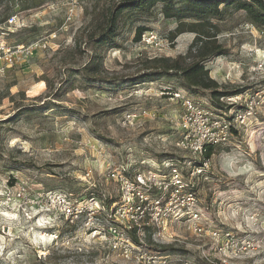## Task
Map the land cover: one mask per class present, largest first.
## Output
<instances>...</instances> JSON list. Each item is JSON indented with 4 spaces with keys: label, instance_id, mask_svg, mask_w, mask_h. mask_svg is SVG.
<instances>
[{
    "label": "rangeland",
    "instance_id": "374dc122",
    "mask_svg": "<svg viewBox=\"0 0 264 264\" xmlns=\"http://www.w3.org/2000/svg\"><path fill=\"white\" fill-rule=\"evenodd\" d=\"M118 1L0 0V42L11 48L37 40L49 44L13 66L3 65L0 74V264H159L162 256H169L170 264H213L205 256L217 263L218 255L204 254L207 248L182 228L177 229L181 242L171 245L147 234L140 262L125 261L87 235L85 222L62 221L50 230L45 207L31 208L34 204L15 197L16 183L25 182L26 199L60 191L95 196L111 207L118 191L105 179L108 166L143 171L164 161L178 165L194 183L215 226L255 242L256 250L242 264H264V28L251 23L245 11L216 21L228 55L206 68L220 91L232 94L218 110L209 92L186 91L175 77L132 81L150 72L156 58L185 55L195 38L184 33L171 41L178 22L164 17L162 4L151 14L126 16L112 48L93 41ZM14 14L18 25L7 26ZM138 26L146 31L137 42ZM95 62L98 72L90 73ZM175 93L220 116L257 98L249 124L213 147L205 176H193L201 157L176 147L183 101ZM101 219L107 224L104 215Z\"/></svg>",
    "mask_w": 264,
    "mask_h": 264
},
{
    "label": "built area",
    "instance_id": "2783aa9c",
    "mask_svg": "<svg viewBox=\"0 0 264 264\" xmlns=\"http://www.w3.org/2000/svg\"><path fill=\"white\" fill-rule=\"evenodd\" d=\"M19 21L18 14H14L6 24L15 27ZM148 36L156 38L152 34ZM48 47L47 40L13 48L1 41L0 74L3 73V65L13 66L18 60L32 56L37 49ZM174 96L183 101L179 125L181 136L176 147L201 157L193 176H205L211 165V158H205L208 148L225 145L236 131L249 124L257 110V98L253 96L245 106L229 116H220L189 96L181 97L180 93ZM221 100L224 102L225 98ZM105 179L114 183L118 191V199L111 207L95 196L81 198L60 191L47 192L41 200L26 199L28 188L25 182L16 183L15 197L26 205L34 204L31 208L45 207L47 221L52 225L50 230L56 229L62 221L71 225L85 222L87 235L101 239L114 253L129 262H140L143 258L147 234H151L158 244L171 245L181 242L177 232L179 228L185 229L195 242L207 248L204 254L214 252L218 255L217 263L205 256L213 264H242L249 252L256 250L255 242L249 237L221 229L209 220L193 189L194 183L191 184L184 171L170 161L143 171H131L127 165L108 166ZM102 215L107 224L103 223ZM160 259L159 264H170L169 256Z\"/></svg>",
    "mask_w": 264,
    "mask_h": 264
},
{
    "label": "trees",
    "instance_id": "16d2710c",
    "mask_svg": "<svg viewBox=\"0 0 264 264\" xmlns=\"http://www.w3.org/2000/svg\"><path fill=\"white\" fill-rule=\"evenodd\" d=\"M157 4H162V13L166 19L178 22L177 28L171 33V41L184 33H194L195 38L185 55L156 58L151 62L150 72L132 81L139 84L175 77L186 91L196 95L200 91L209 92L215 107L224 110L226 104L221 99L232 97V94L220 91L218 82L210 77L206 68L215 58L228 55V51L218 41L220 29L216 21H224L233 11H245L248 20L263 29L264 0H122L110 6L104 27L92 37L93 41L100 47L112 48L127 24L126 16L151 14ZM134 21L132 19L131 23ZM145 31V27L136 28L137 42ZM98 66V62H95L89 66L88 71L98 72ZM213 152V147L208 148L205 158L210 159Z\"/></svg>",
    "mask_w": 264,
    "mask_h": 264
},
{
    "label": "bare ground",
    "instance_id": "6f19581e",
    "mask_svg": "<svg viewBox=\"0 0 264 264\" xmlns=\"http://www.w3.org/2000/svg\"><path fill=\"white\" fill-rule=\"evenodd\" d=\"M44 235V234H43Z\"/></svg>",
    "mask_w": 264,
    "mask_h": 264
}]
</instances>
